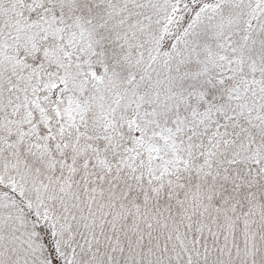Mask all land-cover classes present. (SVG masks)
<instances>
[{
	"label": "snow or ice",
	"instance_id": "6c2138e0",
	"mask_svg": "<svg viewBox=\"0 0 264 264\" xmlns=\"http://www.w3.org/2000/svg\"><path fill=\"white\" fill-rule=\"evenodd\" d=\"M0 264H264V0H0Z\"/></svg>",
	"mask_w": 264,
	"mask_h": 264
}]
</instances>
